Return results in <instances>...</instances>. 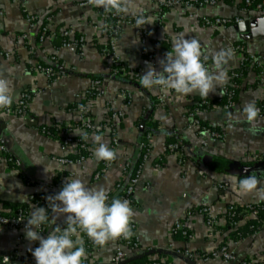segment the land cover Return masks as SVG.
Masks as SVG:
<instances>
[{
    "label": "crops",
    "instance_id": "1",
    "mask_svg": "<svg viewBox=\"0 0 264 264\" xmlns=\"http://www.w3.org/2000/svg\"><path fill=\"white\" fill-rule=\"evenodd\" d=\"M242 1L218 0L200 9L187 11L179 7L160 9L159 0H132L129 13L121 15L151 17L153 23H146L148 42L158 43L162 50H171L174 36L183 34L185 39L195 38L201 45L202 53L208 57L206 62L210 71H214L212 57L222 50L230 51L231 56L223 65L227 79L207 97L214 99L223 95L224 88L233 82L231 70L239 67V56L233 49L236 43L244 44L248 54L264 65V36L244 38L236 24L214 29L201 23V15L242 16L237 6ZM259 2L264 4V0ZM27 14H34L42 20L49 18L51 28L57 33L68 29L70 39L77 34L82 36L85 40L82 50L79 51L72 43L53 45L51 40L54 35L40 41L36 38V27H32L27 20ZM107 14L102 7L90 4L89 0H0V49L9 53L8 58L0 56V77L10 81L13 105L22 93H32L24 115L0 112V141L11 158V161L6 158L0 160V212L11 213L18 204L24 203L27 221L33 208L43 207L30 200L35 186L46 192L56 180L65 183L67 179L78 178L87 187L103 188L107 194L114 193L117 183L128 179L124 167L132 169L142 156L140 142L148 140L151 146L149 158L144 162L135 185L134 201L129 203L134 213L130 225L135 226L133 232L139 247L127 258L147 255L150 261L165 264H240L249 259L264 261V229L234 240L229 234L234 228L225 227L229 204L260 201L255 193L237 194L234 178L239 180L255 176L260 181L258 190L264 191V176L259 171L261 167L255 165L264 160V156L262 160L252 159L255 154L264 155V112L251 122L243 114L246 103L262 101L264 75L250 67L240 78L241 84L238 85L239 91L232 108H212L195 113L199 124L207 123L224 133L223 139L211 140L207 131L191 126L189 118L191 106L205 97L198 93L183 95L173 91L163 94L164 98L160 100L162 92L158 87L144 88L131 80L135 77L131 70L140 68L144 58L141 27H136L135 22L123 25L115 38V52L126 66L127 73L111 74V60L100 52V48L107 43V32L104 31L110 21ZM163 58L161 53H156L155 60L142 67L137 79L140 81V76L149 66L161 71L159 61ZM39 64L52 65L57 77L49 80L38 70ZM93 78H100L102 94L88 103L87 114L99 124L106 122L109 109L122 112L116 122V157L107 163L93 154V149L98 147L95 141L97 135L110 148V130L104 129L105 135L95 132L89 136L86 144L92 152L82 162L60 163L57 158L73 157L76 153L71 147L62 150L59 140L46 136L40 129L65 125L72 128L74 137L83 136L82 130L78 129L79 108L84 90ZM171 134L183 144L186 158L182 162H179L176 153L167 149L166 139ZM97 171L101 175L95 179ZM200 206H209L215 215L214 231L206 230L203 216L196 212ZM65 219V214L51 209L50 231L57 226L61 229L67 227ZM177 221L184 222L190 238L170 233L171 226ZM81 236L87 254L85 259L91 262L89 264H111L116 239L99 246L86 234L81 233ZM223 243L234 254L235 260L223 262L209 256L203 259L184 255L185 251L209 255ZM35 244L36 241L26 239L25 230L0 225V264H5L3 257L15 250H19L20 256H12L9 264H33L27 257L32 255L30 250Z\"/></svg>",
    "mask_w": 264,
    "mask_h": 264
},
{
    "label": "clouds",
    "instance_id": "2",
    "mask_svg": "<svg viewBox=\"0 0 264 264\" xmlns=\"http://www.w3.org/2000/svg\"><path fill=\"white\" fill-rule=\"evenodd\" d=\"M89 3L102 7L106 13L114 12L119 15L130 11L132 0H89ZM146 23H153L151 17L137 16L136 27ZM207 60L201 51V45L195 38L185 39L183 34L174 36L172 47L165 57L159 61L162 70L157 71L149 66L148 70L140 76V84L144 88L158 87L164 95L171 92L190 95L198 93L201 97H209L216 91L218 84L227 79L223 65L231 56L230 51L217 52L213 57L210 71L205 67L201 57ZM12 103V88L10 81L0 77V109L7 108ZM80 109L86 110L84 105ZM245 118L251 122L259 115L255 103H246L243 107ZM87 138V133H83ZM98 147L93 154L98 160L112 161L116 152L102 142L100 136H95ZM234 191L240 195L255 193L260 200H264V191L258 190L260 181L255 176H248L235 180ZM52 211L66 215L67 227L59 226L52 229L47 237L41 236L38 229L48 220L47 210L44 207L33 208L25 225V236L29 241H38L39 246L30 250L35 264H82L86 258L81 233L87 235L94 244L103 246L111 240L120 237L129 238L133 235L130 219L133 216L127 200L113 198L110 203L108 194L103 188L87 187L80 179H67L63 187L56 194L47 197ZM58 202V203H55ZM75 237V239H73ZM5 264L9 258L3 257Z\"/></svg>",
    "mask_w": 264,
    "mask_h": 264
},
{
    "label": "built area",
    "instance_id": "3",
    "mask_svg": "<svg viewBox=\"0 0 264 264\" xmlns=\"http://www.w3.org/2000/svg\"><path fill=\"white\" fill-rule=\"evenodd\" d=\"M218 0H159L158 5L160 9H167V8H183L184 10L191 11L194 9H200L203 6L214 4ZM246 5H252L253 0H244ZM240 12L243 14L242 16H233V17H225V16H215V17H208L205 15H201V23L203 26L210 27V28H218V27H226L230 24H236L241 22L243 19L248 18L251 15H264V4L261 2H257L253 5L251 8H240ZM110 18L114 19V23H108L106 25V28L104 31L107 32V43L101 47L100 52L102 55H105L106 57L110 58L112 67H111V74L114 75H120L127 73L126 66L122 63L119 56L116 54V47H115V38L118 34L120 28L123 25L130 24L132 22H135V19L137 16L140 15H132L130 17H123L121 14L117 15L114 12H110L107 14ZM160 19V18H159ZM27 20L30 23L32 27H36L38 32V39L40 41H44L45 38L48 35H54L55 31L50 26V19L47 18V20L39 19L34 14H27ZM70 31L68 29L64 30L62 32V35L65 37H69ZM149 37V30L146 27V24L141 26V44H142V54L144 56L142 60V66L140 68L131 70V73L136 78L138 77L140 70L142 67L148 66L150 63H152L155 60L156 53H161L163 57H165V54L168 50H162L160 48V45L158 43L150 44L148 42ZM68 42H64L61 44V46H66L67 44H74L76 48L81 51L82 47L84 45V38L82 36H79L77 38L74 37V39L68 38ZM234 51L238 53L239 56V66L241 62L245 59L244 52H247L246 46L244 44H236L233 47ZM161 51V52H160ZM0 56L8 58L9 53L0 49ZM249 58L251 60H255L254 57L250 54H248ZM55 57H52V60H54ZM202 62L205 64V67L208 68V64L204 58H201ZM39 71H42L45 76L49 80H54L57 77V72L55 68L52 65H38L37 66ZM261 74L264 75V66L261 68ZM238 76L237 73H232L231 77L232 79L236 78ZM101 80L98 78L91 79L88 87L84 90L83 99L84 106L86 110H81L79 108L80 112V121L78 124V129L82 130V133H87V138L84 136L81 137H74L72 128L67 127L65 125H54V130L48 129L49 126L41 127L40 131L45 134L46 136L50 138H54L60 141L62 150H67L71 147L75 154L74 157H60L56 160L60 163L68 164V163H79L82 162L87 156H89L92 152L90 148L87 146L86 141L89 138V136L92 133H95L99 130L109 129L110 130V149L113 151H116V147L118 144V137L116 136L117 130H116V122L117 120L122 116V112L120 111H114L109 109L107 111V117L106 122L104 123H96L93 121L92 117L87 114L88 109V103L92 100L90 96L92 94H95V96H99L102 94L101 89ZM236 86L235 82H231L228 87L224 88L223 95H227V101L223 104H210L207 100H202L198 102V105H205L207 107L210 106V108H222V109H230L233 107L234 102L232 101L233 96V90ZM32 97V93L24 92L20 95L19 99L17 100V103L15 105H10L7 108L0 109V112H3L7 115H16V116H22L27 112L28 109V103ZM163 93L160 96V100L163 99ZM256 107L259 109V115L264 112V97L262 101L255 104ZM202 111L200 109H195L194 112H190V122L191 126H199V121L197 120L195 113ZM200 130L207 131L211 140H221L224 138V133L220 130H210L208 128L202 127ZM84 137V138H83ZM148 137H150L148 135ZM143 146V149L145 152L142 154V161L139 163L138 168L136 170V173L134 176L128 178L125 191L123 196L121 197L122 200H127L129 203H132L131 198L133 197V192L136 183L138 182V179L141 174V170L143 167L144 162L149 158L151 146L148 142V140H145L141 144ZM168 149L174 153L177 154V158L179 162L184 161V152L183 148H179V143H171L168 145ZM82 150H85V153L82 152ZM7 148L6 146L0 141V160L3 158H6L8 161H11V158L7 156ZM264 155L255 154L252 156V159L254 160H262ZM107 163H110V161H106ZM126 167H124V174L126 172ZM201 173V172H200ZM101 173L97 171L94 174V178L98 179L100 177ZM37 192H41V190L38 188V186H35L32 194L30 195V200L32 201L33 195ZM48 195V194H47ZM260 202L257 203H231L229 204L228 208L230 209L228 213V220L230 223L231 228H236L243 222H247L249 219H257V226L254 228H260L264 229V203L261 204ZM196 212L198 214H201L204 218V224L206 226V230L208 232H212L215 229V223H216V217L211 213V209L209 206H200L196 208ZM261 214V215H260ZM27 216V210L26 209H19L16 212H13L8 215L0 214V225L7 227V228H13V229H20L25 230V225L27 223L26 221ZM252 226V225H251ZM133 235L129 238L120 237L117 240V246L115 248V252L111 259V264H119L121 261L126 259L130 252H134L138 250L139 244L136 236L134 235V225H130ZM253 227V226H252ZM38 232L43 231V226L41 225L38 229H36ZM258 232V231H257ZM171 234L179 233L181 236L185 238H190L191 234L182 221L175 222L171 228H170ZM256 233V232H255ZM184 255L189 258H194L197 256L203 257V259H207L209 257L219 258L223 262H229L235 260L234 254L228 249L226 244H219L216 246L209 255H203V254H193L191 252H184ZM12 256H20L19 250L13 251L11 254H6L4 257H8L9 260ZM27 259L31 260L33 264H35V259L32 255H29ZM4 261V258H3ZM148 264H165L161 261L153 260ZM240 264H264V261L259 260H243L240 262Z\"/></svg>",
    "mask_w": 264,
    "mask_h": 264
},
{
    "label": "trees",
    "instance_id": "4",
    "mask_svg": "<svg viewBox=\"0 0 264 264\" xmlns=\"http://www.w3.org/2000/svg\"><path fill=\"white\" fill-rule=\"evenodd\" d=\"M257 2H259V0H253L252 5H249L248 6V5L245 4V2L243 0L242 2L238 3L237 6H238L239 9L242 8V7H244V8H251ZM108 23H111V24L114 23V19L113 18H110V21ZM77 37H79L78 34L75 35V38H77ZM36 38L38 39V35H36ZM57 40H58V42H57ZM68 41H69L68 38L65 37V36H63L62 35V32L61 33H57L56 32L54 34L52 40H51V43L53 45L58 46V45H61L64 42H68ZM236 44H242V43L239 42V43H236ZM244 57H245V59L241 62L240 66L238 68H235V69L231 70V74L232 73H237L238 74V76L233 79V81L236 84V86L234 88H232L233 93H234L233 96H232V101L234 103H235V97H236V95H237V93L239 91L238 85L241 84V79L240 78L243 76V74L245 73V71L247 69H249L250 67H252V69H254L258 73V72L261 71V68L264 66V65L260 64L258 61L251 60V58H249V56H248V54L246 52H244ZM110 72H111V70H110ZM98 79H100V78H98ZM131 80H134L135 82H137V83L140 84V81L136 77H133ZM94 97H96L95 94H92L90 96L91 99H93ZM202 100H207L210 104H220V105H223L227 101V95L224 94L221 97L214 98V99L201 98L198 101L200 102ZM83 104H84V102L81 103V105H83ZM195 109L208 110V109H212V108H210V106L207 107L205 105H198L196 103V104H194V105L191 106V110L190 111L194 112ZM202 127L208 128L210 130H219V128H217V127H213V126H210L207 123L200 122V129ZM48 129L54 130V127H52V126L51 127H48ZM96 134L105 135V133L103 132V130L97 131ZM143 142H145V140L144 141L142 140L140 142V145ZM176 142L179 143V148H182L183 147V144L181 142L177 141L176 136L174 134L169 135L167 137V139H166L167 149H168V145L169 144L176 143ZM184 143H185V141H184ZM92 144H93V142H92ZM82 152L85 153V150H82ZM140 152H141V155L143 154V152H145L142 145H141ZM170 152H172V151H170ZM7 155H8V153H7ZM185 158L186 157H184V159ZM141 161H142V156H140V158L137 160V162L135 163V165L133 166L132 169L130 168V166H127L126 167L125 175L127 176V178H130V177L134 176V174L136 173V170L138 168V165H139V163H141ZM127 181H128V179L127 180L125 179L122 182H118L117 185H116V192H114V193H108V197H109V200L107 201L108 203H110L113 198H120L121 199V197L124 194ZM63 184L64 183L60 182L59 180H56V181H54V182L51 183V185L48 187V189H47L46 192H37L36 194L33 195L32 202H36V203L42 204L43 207L47 210L48 220L45 223L42 224L44 231L42 233H40L41 236H43V237H44L45 234H47L50 231L51 226H52L50 224V222H49V214H50L51 209H52L51 208V204L54 203V201H51V200L48 201L47 200V197L52 196V195L56 194L57 192H59L61 190V188L63 187ZM131 201L132 202L134 201L133 197L131 198ZM259 202L261 204H263L264 203V200H260ZM25 205L26 204H24V203L18 204V207L16 209H14L13 212L18 211L19 209H26L27 210V207ZM14 206H17V205H14ZM228 206H227V210H226V213H225L226 222H227L226 223V226H225L226 229H230L232 227V226H230V223H229V220H228V213L227 212H229V210H230L228 208ZM13 212H11V213H13ZM11 213L0 212V214H4V215H8V214H11ZM256 220L257 219H249L247 222H243L242 224H240L239 226H237L233 230L231 229V231L229 232L230 236L234 240H236V239H242V238L247 237L250 234H254L255 232L261 230L260 228H254L255 226H257V221ZM174 236L181 237L179 233L174 234ZM223 244H225V243H223ZM38 245H39V242L36 241V244L34 245V247H33L32 250H34L36 247H38ZM203 255H207V254H203ZM150 262L151 261L148 259L147 255H144V256H135L134 258H126L123 261H121L119 264H148ZM89 263H91V262H89L88 259H85V261L82 262V264H89Z\"/></svg>",
    "mask_w": 264,
    "mask_h": 264
},
{
    "label": "water",
    "instance_id": "5",
    "mask_svg": "<svg viewBox=\"0 0 264 264\" xmlns=\"http://www.w3.org/2000/svg\"><path fill=\"white\" fill-rule=\"evenodd\" d=\"M236 28L244 38H256L264 36V15H251L236 23ZM13 105V101L10 104ZM255 165L260 168V173L264 176V160L256 162Z\"/></svg>",
    "mask_w": 264,
    "mask_h": 264
}]
</instances>
